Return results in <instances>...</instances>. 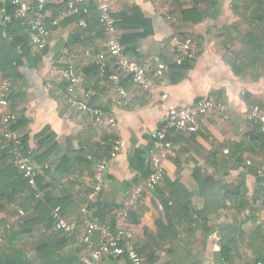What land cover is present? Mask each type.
<instances>
[{"label": "crops", "instance_id": "crops-1", "mask_svg": "<svg viewBox=\"0 0 264 264\" xmlns=\"http://www.w3.org/2000/svg\"><path fill=\"white\" fill-rule=\"evenodd\" d=\"M109 1L121 41L144 33L123 19L140 13L148 22L146 37L124 47L130 59L148 68L157 90L145 92L122 78L124 97L99 75L95 57L106 51V40L94 3L65 19L62 6H47L49 45L40 49L30 42L31 59L19 68L22 78L11 83L10 96V110L18 116L12 129L25 135L37 171L35 187L16 171L0 119V264H83L91 249L81 241L86 234L81 210L89 207L90 217L111 229L140 184L146 191L128 225L145 264H264V133L247 120L254 107L264 114V0ZM2 8L15 13L6 0H0ZM81 20L87 26H80ZM20 23V33L29 32ZM175 37H192L199 48L179 82L172 71ZM159 61L170 65L162 78L155 71ZM71 63L81 79L78 97L87 94L92 108L115 118V128L99 126L67 104L68 82L61 71ZM109 74H116L114 66ZM3 81L0 71V90ZM203 98L222 104L225 115L202 118L196 134L171 132L164 181L149 188L150 149L168 107L193 106ZM116 140L125 147L112 158ZM102 162L107 163L104 188L93 203L89 196ZM56 208L66 220L79 222L74 237L54 228ZM93 241L97 247L102 234L96 232ZM101 264L129 263L105 256Z\"/></svg>", "mask_w": 264, "mask_h": 264}, {"label": "built area", "instance_id": "built-area-1", "mask_svg": "<svg viewBox=\"0 0 264 264\" xmlns=\"http://www.w3.org/2000/svg\"><path fill=\"white\" fill-rule=\"evenodd\" d=\"M15 9L14 14H10L7 8L0 9L2 25L7 26L13 20L27 24L31 34V42L40 49H45L49 45L50 30L45 20L47 6L57 3L64 8L62 18H69L78 13L83 4L94 3L99 13V21L106 40V51L95 57V63L99 68V75L102 78H109L116 85L120 95L126 97L125 90L121 87L122 78H130L132 82L139 86L143 91L153 93L157 90L158 83L151 80L146 66L130 59L125 53V47L121 43L117 21L113 17L109 0H36L33 4L25 0H6ZM86 13L87 10L84 9ZM175 20L174 18H169ZM55 25L57 24L54 23ZM80 26L85 27V20L79 22ZM170 46L175 54L176 65L183 64L185 59L194 60L198 53V44L192 37H175L170 41ZM90 55V52H86ZM110 66L116 68V74H109ZM170 69V65L159 61L156 63L155 71L159 78H162ZM61 78L68 82L66 89L67 104L76 112L90 116L92 121L99 125L116 127L115 118L106 114L103 110L92 108L89 104L88 95L83 99L77 95L81 79L77 74V69L73 63L61 71ZM12 93L11 83L3 81L0 90V119L3 124V138L10 144V151L13 155L19 171L23 174L28 184L36 186L37 171L32 155L26 151L24 145L25 135L12 129L18 121V116L11 112L10 96ZM163 99H167L164 96ZM225 107L210 98H203L193 106L179 107L171 105L168 107L166 122L157 129L154 142L150 149L152 174L148 182L149 188L159 186L165 178V160L172 154V142L169 140L171 132L196 134L202 128V118L212 115H225ZM249 123L260 126L264 133V114L260 107H254L247 116ZM125 147V143L116 140L112 146L111 157L116 158ZM107 163L102 162L96 166L94 175V186L89 199L95 202L102 193L106 178ZM259 174H262L259 172ZM146 187L140 184L129 193L123 210L117 216L116 224L113 228H103L90 217L89 207H84L82 211V224L85 226L86 234L81 241L91 249L89 255L83 258V264H101L103 257L115 256L126 258L129 264H145L139 251L133 246L134 229L128 225L132 210L141 201ZM22 215H24L22 213ZM52 223L56 230L67 237H74L78 229L79 222L68 221L62 214L61 209L53 210ZM100 232L103 241L94 247L93 235ZM1 245V238H0ZM214 264V261L210 262ZM262 264V263H260Z\"/></svg>", "mask_w": 264, "mask_h": 264}, {"label": "trees", "instance_id": "trees-1", "mask_svg": "<svg viewBox=\"0 0 264 264\" xmlns=\"http://www.w3.org/2000/svg\"><path fill=\"white\" fill-rule=\"evenodd\" d=\"M137 16L138 17L137 18L135 17V19H131V20L123 19L122 21L123 22L127 21L126 23L135 22L136 25L133 26L137 28H143L144 33L136 34L131 38L125 36L122 41L120 40L123 45L127 43L129 40H137L146 37L148 22L145 19H142L143 15H141L140 13H138ZM141 19H142L141 23L137 24V22ZM20 27H21V23L20 21L17 20H13L7 26L0 25V71L3 75V79L13 84L21 80L22 76L19 73V68L23 65V61L25 59L30 60L32 55V48L30 45L31 42L30 30L29 32L21 34ZM259 49L261 48L256 46L255 50L258 51ZM125 53L127 55L126 48H125ZM193 61L194 60L191 59H185L183 64L181 65L175 64L172 67L173 69L172 71H174V75L176 78L175 82H179L185 77L187 72L192 68ZM11 89L13 90L12 84H11ZM24 145L26 151L28 152V145L26 139H24ZM11 157L14 160L13 155H11ZM16 171L20 174L22 178H24L21 172L17 170V167H16ZM261 184H262V180H261ZM242 187L243 184L239 185L237 187L238 189L237 192H240L239 189L242 190ZM260 189L264 191L263 184L260 186ZM23 225H27V222L24 221Z\"/></svg>", "mask_w": 264, "mask_h": 264}, {"label": "water", "instance_id": "water-1", "mask_svg": "<svg viewBox=\"0 0 264 264\" xmlns=\"http://www.w3.org/2000/svg\"><path fill=\"white\" fill-rule=\"evenodd\" d=\"M261 217H262V220H263V223H264V212L262 213Z\"/></svg>", "mask_w": 264, "mask_h": 264}]
</instances>
